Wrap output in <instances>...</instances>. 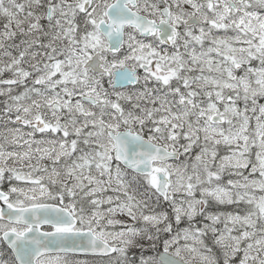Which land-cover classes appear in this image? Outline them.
Instances as JSON below:
<instances>
[{"label": "snow or ice", "instance_id": "6c2138e0", "mask_svg": "<svg viewBox=\"0 0 264 264\" xmlns=\"http://www.w3.org/2000/svg\"><path fill=\"white\" fill-rule=\"evenodd\" d=\"M0 264H264V0H0Z\"/></svg>", "mask_w": 264, "mask_h": 264}, {"label": "rangeland", "instance_id": "374dc122", "mask_svg": "<svg viewBox=\"0 0 264 264\" xmlns=\"http://www.w3.org/2000/svg\"><path fill=\"white\" fill-rule=\"evenodd\" d=\"M0 99H2V98H0Z\"/></svg>", "mask_w": 264, "mask_h": 264}]
</instances>
